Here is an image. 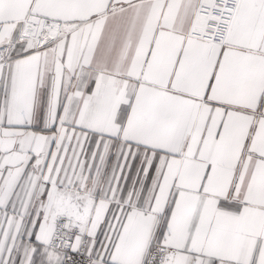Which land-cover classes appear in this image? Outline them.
<instances>
[{"label":"snow or ice","instance_id":"obj_1","mask_svg":"<svg viewBox=\"0 0 264 264\" xmlns=\"http://www.w3.org/2000/svg\"><path fill=\"white\" fill-rule=\"evenodd\" d=\"M0 264H264V0H0Z\"/></svg>","mask_w":264,"mask_h":264}]
</instances>
